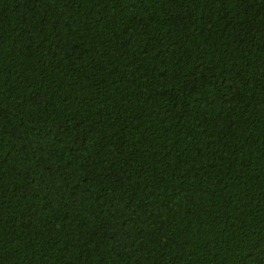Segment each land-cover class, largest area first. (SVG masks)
Wrapping results in <instances>:
<instances>
[{"label":"trees","instance_id":"obj_1","mask_svg":"<svg viewBox=\"0 0 264 264\" xmlns=\"http://www.w3.org/2000/svg\"><path fill=\"white\" fill-rule=\"evenodd\" d=\"M0 264H264V0H0Z\"/></svg>","mask_w":264,"mask_h":264}]
</instances>
